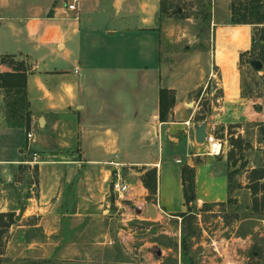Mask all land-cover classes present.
Returning <instances> with one entry per match:
<instances>
[{
	"label": "crops",
	"instance_id": "1",
	"mask_svg": "<svg viewBox=\"0 0 264 264\" xmlns=\"http://www.w3.org/2000/svg\"><path fill=\"white\" fill-rule=\"evenodd\" d=\"M160 3L77 0L70 11V0H0V73L23 69L29 129L44 130L26 146V132L9 126L0 96V213H13L14 225L27 219L15 228L25 229L28 245L53 243L60 230L53 249L59 259L94 253L104 237L94 217L111 205L105 182L113 164L132 167L124 183L133 206L146 204L141 176L154 173L157 216L183 212L184 161L191 163L196 206L226 200L225 158L206 156L194 142L202 124L193 120L194 96L206 95L215 69L222 77L210 90H220L225 103L242 99L239 56L251 49V26L230 24L231 0H211L199 31L181 23L188 18L161 14ZM162 89L173 98L165 122L157 117ZM24 148L37 163L23 160ZM163 163L174 169L161 178ZM215 165L221 171L210 169ZM34 169L29 184L24 179ZM88 222L90 237H73Z\"/></svg>",
	"mask_w": 264,
	"mask_h": 264
},
{
	"label": "rangeland",
	"instance_id": "2",
	"mask_svg": "<svg viewBox=\"0 0 264 264\" xmlns=\"http://www.w3.org/2000/svg\"><path fill=\"white\" fill-rule=\"evenodd\" d=\"M247 1L236 0L240 3ZM162 4L167 10L166 14L174 19L177 15L179 21H183L181 18H188V21L181 23L189 26L188 30L194 31L202 29L211 9V0H162ZM260 6V12L264 13V0H261ZM250 26L255 41L254 49L244 54L238 65L242 99L236 103L219 100L221 91L210 90V87L217 88L215 82L222 77L215 69H212L214 73L208 80L206 95L198 98L200 93H197L194 96L196 111L193 120L198 123L207 122L209 127L214 128L215 136L222 140L223 153L216 158H225L227 165L228 194L223 203L196 206L192 202L182 208L183 212L179 213L183 215L182 218L156 215L154 219H150L135 215L132 202L119 203L110 191L108 199L111 205L108 213L94 217L99 218L98 226L94 227H97L99 235L104 236L100 238V243L103 244L94 253H87L86 256L80 253L81 256L72 260L59 259L53 251L54 242L61 236L60 230L56 234L58 237L54 236L56 239L53 243L37 247L26 243L25 229L15 228L26 223L27 219L8 228L4 227L6 220L1 219L0 264H264V196L261 190L253 196L248 188L253 175L251 171L264 165V40L259 39V28ZM209 50L211 54V47ZM254 61L262 64L259 71L251 66ZM0 96L2 112L10 123L12 118L7 105L17 97L3 89H0ZM23 113L24 109L15 116L23 119ZM43 131L34 126L32 134L37 136ZM28 132L31 133L30 129ZM196 146L201 148L198 144ZM56 154L64 155L63 152ZM22 158L31 160L30 152L25 149ZM37 158L43 160L48 157L42 155ZM181 166L190 168L191 163L184 161ZM108 169L110 176L105 184L109 185L110 190L114 167L109 166ZM116 169L121 179L128 182L132 167ZM170 169L174 168L163 163L161 178ZM210 169L216 172L222 168L215 165ZM31 171L24 179L29 184H32L35 169ZM148 172L151 171H145L141 177L145 178V173ZM133 177L139 178L134 174ZM152 195L154 194L147 192L144 197L146 204L155 202ZM113 201L120 205L114 206ZM8 206L15 210L20 204L9 201ZM93 223H83L84 231H77L73 237H90ZM28 233L36 237L33 232ZM45 252H51L52 255H45Z\"/></svg>",
	"mask_w": 264,
	"mask_h": 264
},
{
	"label": "trees",
	"instance_id": "3",
	"mask_svg": "<svg viewBox=\"0 0 264 264\" xmlns=\"http://www.w3.org/2000/svg\"><path fill=\"white\" fill-rule=\"evenodd\" d=\"M260 3L261 0H248L247 2H236V0H231L230 5V24L231 25H252L253 28H259V39L264 40V13L260 12ZM161 14H165L167 10L163 7V4L160 3ZM260 26V27H259ZM251 52L254 49V37L251 38ZM246 53L240 54L239 58ZM14 66L10 73H0V89L5 90L7 93H11L13 96L17 97L16 100H12L8 103L7 107L10 110L11 121L9 124L12 128H23L25 132L29 129V114L27 112L23 113L21 119L18 115L21 114L22 109L26 107L25 102V75L24 71L20 66ZM23 104V105H22ZM173 104L172 94L167 90H159L158 92V121L165 122L167 108H170ZM23 107H22V106ZM15 119V121H13ZM19 120V121H18ZM195 121V119H194ZM252 179H250V186L248 187L251 190L253 196L261 190L264 196V165L260 169H254L251 171ZM180 185L182 190V198L184 205L192 203L194 199L193 194V174L192 170L188 167H182L180 170ZM144 189L153 194L155 189L154 173L148 172L145 173V178L143 182ZM264 200V198H263ZM175 217L182 218V214H176ZM5 219L6 223L4 227L8 228L13 224V215L11 213H0V220Z\"/></svg>",
	"mask_w": 264,
	"mask_h": 264
},
{
	"label": "built area",
	"instance_id": "4",
	"mask_svg": "<svg viewBox=\"0 0 264 264\" xmlns=\"http://www.w3.org/2000/svg\"><path fill=\"white\" fill-rule=\"evenodd\" d=\"M76 3H77V0H70V4L66 6V9L70 11H75ZM32 141H33L32 134L27 131L25 133L26 146L29 145V143H32ZM202 145L206 147V150H205L206 156L218 157L220 154L223 153L222 140H220L219 138L215 136L214 128L212 127H209V126L206 127L205 136H204ZM35 157H36L35 154L32 153L31 161L33 163H37L35 161ZM112 167H114L113 169L114 173L112 174L114 179L110 181L111 182L110 191L115 195V198L117 199V201H119V203L123 201L130 202V199L127 197V193H128L127 183H124L125 181L121 179L118 173L119 171L116 169V167H124V166H118L117 164H113ZM152 206L158 209V204H157L156 199H155V202H153ZM134 207H135V211L143 210V206H134Z\"/></svg>",
	"mask_w": 264,
	"mask_h": 264
},
{
	"label": "water",
	"instance_id": "5",
	"mask_svg": "<svg viewBox=\"0 0 264 264\" xmlns=\"http://www.w3.org/2000/svg\"><path fill=\"white\" fill-rule=\"evenodd\" d=\"M251 66L256 71H259L262 67V65L259 61L252 62ZM205 129H206V125L204 123L194 127L193 138H194V142L196 144H198V145L203 144V140H204V136H205ZM135 215H140V216L145 217V218L154 219L156 216V212H155V209L152 206V204L147 203L143 210L135 211ZM14 220L17 221L18 216H16Z\"/></svg>",
	"mask_w": 264,
	"mask_h": 264
}]
</instances>
